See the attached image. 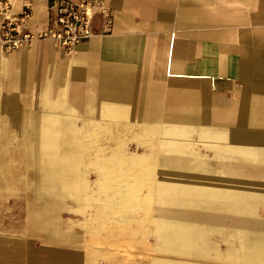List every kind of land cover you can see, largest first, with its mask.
<instances>
[{"label": "crops", "instance_id": "1", "mask_svg": "<svg viewBox=\"0 0 264 264\" xmlns=\"http://www.w3.org/2000/svg\"><path fill=\"white\" fill-rule=\"evenodd\" d=\"M59 1L14 0V8L29 3L30 29L39 32ZM103 1L113 18L110 33L102 35L96 19L94 36L74 55L43 41L0 50V124L12 115L38 119L19 133L42 139L38 147L0 140V264L94 261L82 238L52 239L34 220V207L4 205L3 165H16L17 152L26 159L28 150L32 157V150L43 151L46 165L67 163L68 154L83 160L84 150L98 155L96 135L103 133L127 137L142 153L140 175L152 186L145 181L135 195L164 200L138 211L147 223L135 245L152 254L109 255L108 264H264V0ZM84 136L95 141L88 147ZM124 182L109 196L126 197ZM99 192L98 200L108 195ZM125 211L101 213L121 222L131 215Z\"/></svg>", "mask_w": 264, "mask_h": 264}, {"label": "rangeland", "instance_id": "2", "mask_svg": "<svg viewBox=\"0 0 264 264\" xmlns=\"http://www.w3.org/2000/svg\"><path fill=\"white\" fill-rule=\"evenodd\" d=\"M37 120L35 118L31 120L20 119L17 115L4 118L0 124L4 128L0 140L4 143L22 144L29 142L34 143V147L42 146L40 136L19 133L24 129L23 127L26 128L29 123H37ZM34 126L37 128V125ZM90 130L91 132L96 131ZM91 138V136H84V143L88 145V143L95 141ZM123 142L125 143L123 144ZM94 146L98 152V155L94 156H99L100 158L106 157L107 153L114 150L142 154L132 149L127 137L124 138V136L113 137L104 133L97 134ZM17 153L18 160L15 162L16 165H5L6 162L11 160L4 161L2 181L4 205L8 200L15 202V205L20 209L24 207L25 203L27 206L34 207L36 210L34 220L40 222L42 227L49 228L51 238L54 240H65L67 244H71L73 239L78 241L82 238L84 254L94 260L88 264H108L106 257L109 255L122 257L152 254L149 247L135 245L141 229L143 231L145 229L144 224L147 223V220L146 222L144 220L145 215L140 216L138 214L139 210L146 208L144 199L130 198L131 196H136L135 191L136 193L138 192V183L134 181L137 178L138 170L131 169L128 173L129 177L125 181L131 187H125V190L130 192L126 197L116 199L112 196V200L105 198L101 199V202H96L98 200H94L96 199L95 181L98 177L88 164L89 159L93 157L92 154L94 152L92 150L87 149L82 152L83 160L70 159L71 157L68 154L67 163L57 161L52 162L50 165H46L43 151L32 150L33 157L29 156L31 151H26L28 161L26 157L24 159V151H18ZM103 178L104 175L99 173V181ZM109 184L111 192L112 188H115L117 184L114 182H109ZM68 186H73V192L71 188H67ZM9 190L17 192L18 198L12 197L13 199H11V194L8 193ZM25 192L31 194V198L24 199ZM84 192L87 193V198L81 197ZM94 203L99 204L100 207L103 206V208L91 205ZM43 207L44 214L41 215L38 213V208ZM107 208L112 212L125 208L126 211H130L131 215L124 221H115L119 215L112 216L113 213H101L106 212ZM145 212L147 211L145 210ZM40 217L42 220H40ZM124 226L125 230L120 229Z\"/></svg>", "mask_w": 264, "mask_h": 264}, {"label": "built area", "instance_id": "3", "mask_svg": "<svg viewBox=\"0 0 264 264\" xmlns=\"http://www.w3.org/2000/svg\"><path fill=\"white\" fill-rule=\"evenodd\" d=\"M53 8L51 22L41 31L33 32L30 29L33 14L29 3L23 2L20 11L16 12L14 0H0V50L9 54L43 41L71 56L79 44L94 36L92 26L96 19L102 35L111 31L113 18L103 0L77 3L60 0Z\"/></svg>", "mask_w": 264, "mask_h": 264}, {"label": "bare ground", "instance_id": "4", "mask_svg": "<svg viewBox=\"0 0 264 264\" xmlns=\"http://www.w3.org/2000/svg\"><path fill=\"white\" fill-rule=\"evenodd\" d=\"M72 139L73 138H71L70 140H69V145H72L71 143H73V141H72ZM89 139V138H88ZM92 139V138H91ZM94 140V139H93ZM94 143V142H93ZM122 149V148H121ZM93 150V149H92ZM112 153H115V155L113 156H111V155H107L106 157H103V159L102 160H104L103 162H101L100 160V158L98 157V156H96L95 157V161H93L92 159L90 160L91 161V164H94L96 167H94V168H97V170L99 171L98 173H101V174H103L104 175V178L101 180V181H99V183H98V185L97 186H95L96 187V191H98V193L100 194V192L99 191H102V192H104V193H107L108 195H107V197H105V198H109L110 200H112V195L111 196H109V193H110V190H109V188H110V184H109V182L111 183V182H114L115 184H117V185H120V183H121V181H122V179L123 180H126V178L124 179V177H125V174H126V171L127 170H138V175H137V178H135V180L134 181H136L137 183H138V187H140V189H142L141 188V186H143V184L145 183V181H146V183L147 184H149L150 185V180H149V178H146V180H145V178H144V176H145V174H143V175H140V169H139V164H140V158H142L143 157V155L141 156L140 154H135L134 152L133 153H127V152H125L124 150H123V152H120V150H119V152L118 151H116L115 150V152H111V154ZM58 156V155H57ZM94 156V155H93ZM91 157H92V155H91ZM119 158L120 160H128V161H125V165L124 166H119V165H115V163H107V161L108 160H111V159H113V158ZM52 158V157H51ZM54 158V157H53ZM116 160V159H115ZM68 161V160H67ZM93 161V162H92ZM112 162V161H111ZM90 164V165H91ZM100 167H99V166ZM52 166V165H51ZM92 166V165H91ZM93 167V166H92ZM69 170V169H68ZM71 175H73V174H71ZM70 178V177H69ZM64 179V178H63ZM73 179V178H72ZM69 181V180H68ZM72 181V180H71ZM75 182V181H74ZM64 183V182H63ZM124 183H126L127 184V182H124ZM59 184H60V182H59ZM148 185V186H149ZM73 186H68L67 188H71V190H72V192H73V188H72ZM75 187V186H74ZM120 187V186H119ZM131 186L129 185V183H128V185H127V188H130ZM65 188V187H64ZM63 189V188H62ZM146 189L150 192L151 190H152V188H149V187H146ZM65 190V189H64ZM134 192V191H133ZM136 192V191H135ZM106 195V194H105ZM104 195V196H105ZM147 196V195H146ZM130 198H142V199H144V203L146 204V208H150L151 206H153V204H155V203H157V204H164L163 202H164V200H163V202L162 201H160V200H157V199H155V198H152V197H150V196H147V197H145V196H139V195H136V196H131ZM94 200H98L97 198L96 199H94ZM96 202H101V200H98V201H96ZM110 203H111V201H110ZM112 203H113V201H112ZM147 236V235H146ZM155 236H157L158 237V239H160V235H159V233L158 232H156L155 233V231H153V232H151V237L152 238H155ZM156 241V240H155ZM169 249H171L170 247H169Z\"/></svg>", "mask_w": 264, "mask_h": 264}]
</instances>
